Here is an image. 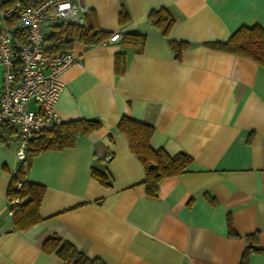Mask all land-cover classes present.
Returning a JSON list of instances; mask_svg holds the SVG:
<instances>
[{
    "label": "crops",
    "instance_id": "obj_1",
    "mask_svg": "<svg viewBox=\"0 0 264 264\" xmlns=\"http://www.w3.org/2000/svg\"><path fill=\"white\" fill-rule=\"evenodd\" d=\"M81 2L101 30L120 36L74 42L77 60L60 74L55 111L61 121L95 119L100 127L71 147L32 156L26 179L44 193L40 219L26 230L13 227L7 207L21 164L14 131L8 144L0 139V264H67L42 249L52 234L104 264H264V67L205 44L244 24L264 27V0ZM160 7L175 19L168 36L147 20ZM124 32L145 34L141 52L122 49ZM172 40L186 43L178 55ZM123 115L153 126V148L191 156L183 172L159 181L154 197L117 131Z\"/></svg>",
    "mask_w": 264,
    "mask_h": 264
},
{
    "label": "trees",
    "instance_id": "obj_2",
    "mask_svg": "<svg viewBox=\"0 0 264 264\" xmlns=\"http://www.w3.org/2000/svg\"><path fill=\"white\" fill-rule=\"evenodd\" d=\"M29 1L34 3L40 0ZM125 17V11H121L119 21H124ZM147 20L164 36H168L175 22L173 15L165 7L150 10ZM108 36L109 32L98 27L94 14L87 11L84 25L61 24L54 26L46 35L43 47L46 52L53 53L71 49L76 41L97 44L103 42ZM145 37V34L142 33L124 32L120 40L121 47L123 50L131 48L135 52H141ZM19 40L26 41L22 32L19 35ZM171 44L177 55L186 46V43L181 41L172 40ZM205 44L217 50L249 57L264 67V27L258 23L239 26L225 41H209ZM123 50L115 56V72L117 73H121L125 67L126 56ZM99 127L98 120L78 118L60 121L30 138L25 157L11 175L6 191L8 202L14 198L19 200L9 208L15 229L26 230L40 219L38 207L44 193V186L26 179V170L32 156L44 150L71 147L75 144L77 135L89 134ZM116 128L119 133L125 136L130 151L143 166V183L149 197L156 195L158 183L163 177L183 172L191 161V156L186 152L179 151L170 155L161 147L153 148L149 144L153 126L148 123L123 115L119 118ZM12 133L10 126L0 124V139L3 143H9ZM92 175L103 185L110 184L109 176L105 173L93 169ZM42 249L47 253L54 252L67 264H104L97 258L85 256L72 244L54 234L43 241Z\"/></svg>",
    "mask_w": 264,
    "mask_h": 264
},
{
    "label": "built area",
    "instance_id": "obj_3",
    "mask_svg": "<svg viewBox=\"0 0 264 264\" xmlns=\"http://www.w3.org/2000/svg\"><path fill=\"white\" fill-rule=\"evenodd\" d=\"M86 12L81 0H0V124L14 131L20 161L30 138L61 121L55 111L60 74L77 60L71 49L46 52L45 37L56 25H84ZM119 36L112 32L105 40ZM18 202L14 198L7 207Z\"/></svg>",
    "mask_w": 264,
    "mask_h": 264
}]
</instances>
